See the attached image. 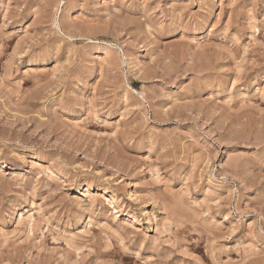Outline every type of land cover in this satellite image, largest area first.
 <instances>
[{
	"label": "rangeland",
	"instance_id": "374dc122",
	"mask_svg": "<svg viewBox=\"0 0 264 264\" xmlns=\"http://www.w3.org/2000/svg\"><path fill=\"white\" fill-rule=\"evenodd\" d=\"M0 264H264V0H0Z\"/></svg>",
	"mask_w": 264,
	"mask_h": 264
}]
</instances>
